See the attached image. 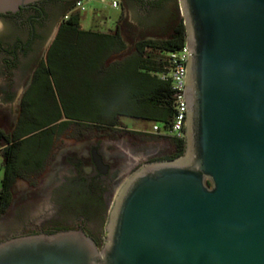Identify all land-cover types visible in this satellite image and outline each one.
<instances>
[{
	"label": "water",
	"instance_id": "obj_1",
	"mask_svg": "<svg viewBox=\"0 0 264 264\" xmlns=\"http://www.w3.org/2000/svg\"><path fill=\"white\" fill-rule=\"evenodd\" d=\"M178 3L182 154L124 179L100 248L79 230L24 235L0 242V264H264V0Z\"/></svg>",
	"mask_w": 264,
	"mask_h": 264
},
{
	"label": "flooded vegetation",
	"instance_id": "obj_2",
	"mask_svg": "<svg viewBox=\"0 0 264 264\" xmlns=\"http://www.w3.org/2000/svg\"><path fill=\"white\" fill-rule=\"evenodd\" d=\"M72 1L38 0L15 12L0 13V101L12 102L22 89L16 107L10 112V118L17 119L14 130L22 116L24 95L43 63L41 54L49 39L57 33L63 12ZM163 1L119 0V5L137 7L136 23L139 25L163 27L165 25L160 23L163 12L159 8ZM63 123H66L64 128L52 135L47 156L51 153L54 157L47 177L36 185L27 184L19 194L12 190L11 184L9 204L0 212V242L24 235L79 230L100 248L106 237L113 192L122 177L144 163L175 156V153L174 156H160L158 147H151L146 140L153 137L149 132L65 117L50 126L60 127ZM67 126L75 131L74 136L61 137L52 151L55 136ZM165 139L175 147L173 137L165 136ZM2 140L6 145L5 157V150L12 142Z\"/></svg>",
	"mask_w": 264,
	"mask_h": 264
},
{
	"label": "trees",
	"instance_id": "obj_3",
	"mask_svg": "<svg viewBox=\"0 0 264 264\" xmlns=\"http://www.w3.org/2000/svg\"><path fill=\"white\" fill-rule=\"evenodd\" d=\"M74 1L66 6L64 14L72 9ZM184 43L185 31L180 21L167 38L140 40L134 44L130 57L110 63L111 55L125 49L117 29L113 33L82 30L77 13L63 20L46 52L45 63L24 95L22 116L13 135L9 139L0 131V138L12 142L5 150L0 179V212L9 204V188L14 180L23 172L30 173L42 167L52 135L61 131L66 123L60 127L50 125L61 117L107 126L117 125L118 116L165 123L171 115L170 84L156 76L161 62L143 56V51L148 48L165 52L178 49ZM41 73L63 79V84L57 80L55 83L61 111L57 107L52 113L44 107L33 110L36 100L34 97L29 100L28 96ZM64 85L74 89L69 97L61 90ZM35 112L44 118L34 122ZM175 148L173 158L182 154L184 139L176 140Z\"/></svg>",
	"mask_w": 264,
	"mask_h": 264
},
{
	"label": "rangeland",
	"instance_id": "obj_4",
	"mask_svg": "<svg viewBox=\"0 0 264 264\" xmlns=\"http://www.w3.org/2000/svg\"><path fill=\"white\" fill-rule=\"evenodd\" d=\"M159 8L162 9L163 14L161 15L160 23L165 25L163 27H150L147 25H139L136 23L137 20V7L130 8L127 6L121 7L120 5L116 8H112L110 6V2L105 0H91L84 4L83 11H73V13H77L79 16V28L85 31H93L97 33H113L116 29L119 31L124 43L125 49L115 55H111L109 58V62L120 61L130 57L134 52V44L140 40H162L167 38L170 35V31L172 28L181 21V15L179 11V3L178 0H165L161 4H159ZM155 10V9H154ZM1 29V23H0ZM52 37L49 39L45 50L42 52V61L45 63L46 51L51 42ZM163 52L158 50L145 49L143 51V56H146L150 59L159 60L162 56ZM1 60V56H0ZM56 80L60 84H63V79L59 76H52L47 73H41L39 80H37L36 87L31 91L28 96L29 100H32L34 97L35 107L34 111L40 110V108L44 107L49 112H53L57 107L61 111V103L59 99V94L56 89L55 83ZM1 82V79H0ZM62 92L69 97V93H72L74 89H72L71 85L63 86L61 89ZM22 89H19L17 94L14 96V99L10 103H4L0 101V131L7 137H11L14 133V127L16 125V120H12L10 118L11 109L16 107L17 100L21 96ZM81 103V102H80ZM42 111V109H41ZM36 113V112H35ZM44 118L43 115L36 113L34 117V122H38ZM63 119V117H62ZM33 122V123H34ZM118 126L127 127L130 130L137 132H150L153 126V121L145 120V119H135L129 117L118 116L116 119ZM160 131L165 133V129L162 123H158ZM75 131L67 126L62 132H60L55 139L53 140L52 151L55 146L61 142V137L71 138L74 136ZM148 140L150 146L153 148L158 147L159 151H161L160 156H174L175 147L174 144L165 139L164 136L153 135V137L146 138ZM5 142L0 139V179L2 177L3 172V164H4V147ZM156 154V153H155ZM159 155V154H158ZM156 154V156H158ZM53 154L49 153L45 162L44 167L40 169V171L36 173H27L23 172L22 176L16 178L12 184V190L16 194L24 190L26 185H36L38 181L45 179L50 172V164L53 160ZM128 176L125 174L119 182V185L116 186L113 195L116 193L118 187L122 184L124 179ZM0 223V230H1Z\"/></svg>",
	"mask_w": 264,
	"mask_h": 264
},
{
	"label": "built area",
	"instance_id": "obj_5",
	"mask_svg": "<svg viewBox=\"0 0 264 264\" xmlns=\"http://www.w3.org/2000/svg\"><path fill=\"white\" fill-rule=\"evenodd\" d=\"M91 0H75L72 9L65 13L63 20L76 11L84 10V4ZM105 1V0H102ZM110 2L112 8L119 6V0H107ZM187 49L185 44L180 48L163 52L159 62H161V70L156 73V76L164 82L170 84L169 104L171 107V115L167 118L165 123H162L165 133L160 131L159 122L153 121L150 134L158 136H171L175 140H182L184 138L185 125V103L183 99L184 93V77L185 67L187 61Z\"/></svg>",
	"mask_w": 264,
	"mask_h": 264
}]
</instances>
